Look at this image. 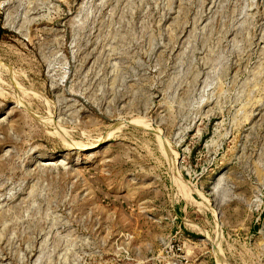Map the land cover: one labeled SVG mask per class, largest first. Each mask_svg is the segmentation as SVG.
Listing matches in <instances>:
<instances>
[{
	"label": "rangeland",
	"instance_id": "374dc122",
	"mask_svg": "<svg viewBox=\"0 0 264 264\" xmlns=\"http://www.w3.org/2000/svg\"><path fill=\"white\" fill-rule=\"evenodd\" d=\"M0 264H264V0H0Z\"/></svg>",
	"mask_w": 264,
	"mask_h": 264
}]
</instances>
